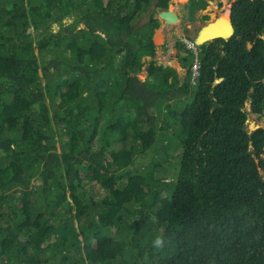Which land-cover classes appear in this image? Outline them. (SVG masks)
I'll use <instances>...</instances> for the list:
<instances>
[{
  "label": "trees",
  "instance_id": "16d2710c",
  "mask_svg": "<svg viewBox=\"0 0 264 264\" xmlns=\"http://www.w3.org/2000/svg\"><path fill=\"white\" fill-rule=\"evenodd\" d=\"M170 1L0 0V264H264V0L183 81Z\"/></svg>",
  "mask_w": 264,
  "mask_h": 264
},
{
  "label": "rangeland",
  "instance_id": "374dc122",
  "mask_svg": "<svg viewBox=\"0 0 264 264\" xmlns=\"http://www.w3.org/2000/svg\"><path fill=\"white\" fill-rule=\"evenodd\" d=\"M190 0H171V9H176L179 11L181 14H184V22L181 24L176 25L175 27H172L171 29L168 30V35L165 42V36L163 35V25L161 27L154 31V43L157 47V54L158 60H163L162 62H167V59L170 60L169 53L166 49V47L171 44L173 45L175 39H179L181 41H189L187 39L188 36L190 37H195L197 35L198 29L202 26L205 25L209 22L215 21L217 17L221 18L223 15L229 11L232 0H214L211 3H207V7L204 10H199L195 15H194V21H190L188 19V16L186 13V6L189 5ZM186 18V19H185ZM207 18V19H206ZM183 25V26H182ZM192 39V38H189ZM165 42V43H164ZM174 46V45H173ZM176 47V50L174 52V55L171 56L173 61L175 60V56L180 53V55H183L181 52V48ZM156 59V58H155ZM148 64L145 65L144 70L142 74L140 75L143 79H146V74H145V68ZM172 65V64H171ZM177 65H175V68ZM178 73V76L181 74V78L179 79L181 81L184 80L185 78V70L182 69L181 65L180 67L176 68ZM249 110V109H248ZM260 127L264 129V118H260L258 115H250L249 120H248V127ZM61 150V147L59 146V151Z\"/></svg>",
  "mask_w": 264,
  "mask_h": 264
},
{
  "label": "water",
  "instance_id": "95a60500",
  "mask_svg": "<svg viewBox=\"0 0 264 264\" xmlns=\"http://www.w3.org/2000/svg\"><path fill=\"white\" fill-rule=\"evenodd\" d=\"M207 2L211 3L210 0H206ZM158 16L165 22V24L169 26H175L176 24L180 23L181 19L179 14L174 9H163L159 12ZM221 17L215 19L214 22H209L207 25L203 26L197 34V37L194 39V44L196 46H202L204 44L210 43L215 40H230L235 35V27L231 17V8L228 17V27L229 32L221 33L220 29L223 28L220 26ZM227 30V27H226ZM255 128H251L250 130H254ZM258 129V128H257Z\"/></svg>",
  "mask_w": 264,
  "mask_h": 264
},
{
  "label": "clouds",
  "instance_id": "9594fccd",
  "mask_svg": "<svg viewBox=\"0 0 264 264\" xmlns=\"http://www.w3.org/2000/svg\"><path fill=\"white\" fill-rule=\"evenodd\" d=\"M191 1L192 0H190V3H189V5H187L186 6V10H187V12L188 13H186L187 14V16H188V19H189V10H188V7L190 6V4H191ZM195 1H199V0H195ZM206 1V0H205ZM211 2L212 1H214V0H210ZM236 0H232V3H231V6H230V8H231V13H232V5H233V3L235 2ZM206 3H209V2H207L206 1ZM170 4H171V1H170ZM171 5H169V7L167 8V9H171V7H170ZM207 7V6H206ZM205 7V8H206ZM164 8H155V18H157V20L159 21V26L158 27H156L155 29H154V31H156V30H158L160 27H161V25H163V35H164V32L166 31V29H171L172 27H175L176 25H178V24H181V23H183L184 22V14H181L179 11H177L176 9H174L175 11H177V13L179 14V17H180V19H181V21H180V23H178V24H176L175 26H167L166 24H165V22L158 16V14H159V12L161 11V10H163ZM166 9V10H167ZM199 10H204V9H199ZM199 10H197L196 12H195V14L199 11ZM229 12H230V9H229ZM194 14V15H195ZM221 17V16H220ZM231 17H232V14H231ZM218 18V17H217ZM216 18V19H217ZM186 19V18H185ZM195 19V18H194ZM191 21V20H190ZM192 21H194V20H192ZM209 22H210V20H209ZM208 22V23H209ZM207 23V24H208ZM207 24H205V25H207ZM205 25H202L199 29H198V32L200 31V29L203 27V26H205ZM183 26V25H182ZM198 32H197V34H198ZM197 37V35L195 36V37H190V36H188L187 37V39L189 40V41H181L185 46H186V48L187 49H190V50H192L194 53H198V47L199 46H196L195 44H194V39ZM189 38H192V39H189ZM167 35H165V41L167 42ZM153 40H154V37H153ZM178 41H180L179 39H175L174 40V47L176 48L177 47V42ZM165 43V42H164ZM155 44V43H154ZM156 46V45H155ZM169 46V45H168ZM168 46L166 47V49L168 48ZM178 48V47H177ZM179 50V49H178ZM171 51V50H170ZM181 52H184L183 50H182V48H181ZM156 53H157V47H156ZM179 54V53H178ZM182 54H184V53H182ZM157 56V55H156ZM177 56V55H176ZM176 56L174 57L175 58V60L177 61V62H179V64H180V61L178 60V59H176ZM156 58V57H155ZM155 58H153V59H155ZM173 58L171 57V64H169V63H167L168 65H164V66H170V67H173L175 70H176V68L177 67H180V66H178V64H177V62L174 60H172ZM152 59L151 58H147V61H151ZM157 62V61H156ZM196 62H198V64H199V61H198V59H196L195 60V62H194V65H193V68H192V71H193V79H196L198 76H199V74L198 75H195V73H194V66H195V64H196ZM158 63V62H157ZM148 64V63H147ZM177 65V67L175 68V65ZM159 65H163L162 63L161 64H159ZM181 65V64H180ZM200 65V64H199ZM148 66V65H147ZM147 66H146V68H147ZM182 67V66H181ZM146 68H145V74H146V79H143L140 75L142 74H140L139 75V77L142 79V81H146L147 80V78H148V73H147V71H146ZM183 69V68H182ZM144 70V69H143ZM176 72H177V70H176ZM178 75V74H177ZM179 77V76H178ZM252 127H249V130L251 129ZM257 128H260V127H256L255 129H257ZM254 129V130H255ZM151 246H152V248H154V249H157V250H159V249H161L162 247H163V238L161 237V236H159V235H156V236H154L152 239H151Z\"/></svg>",
  "mask_w": 264,
  "mask_h": 264
},
{
  "label": "crops",
  "instance_id": "0c3cea01",
  "mask_svg": "<svg viewBox=\"0 0 264 264\" xmlns=\"http://www.w3.org/2000/svg\"><path fill=\"white\" fill-rule=\"evenodd\" d=\"M169 33H168V29H166V31L164 32V36L165 35H168ZM168 38V37H167ZM169 39V38H168ZM166 42V41H165ZM173 45H174V43H173ZM173 45H171V44H169V46H168V48H167V51H168V53H169V56H170V60L169 59H167V63H169V64H171L170 62H171V56H173L174 55V52H175V50H176V48L173 46ZM171 50V51H170ZM158 52V51H157ZM158 55L159 54H157V56H156V59H154L155 61H157L158 62V64H163V65H168L166 62H162L163 60H158L157 59V57H158ZM176 61V60H175ZM177 62V61H176ZM177 64H178V66H180V64H179V62H177ZM175 65V64H174ZM177 70V69H176ZM179 72L177 71V74H178ZM179 77L181 78V74L179 75Z\"/></svg>",
  "mask_w": 264,
  "mask_h": 264
},
{
  "label": "bare ground",
  "instance_id": "6f19581e",
  "mask_svg": "<svg viewBox=\"0 0 264 264\" xmlns=\"http://www.w3.org/2000/svg\"><path fill=\"white\" fill-rule=\"evenodd\" d=\"M228 17H229V13L228 12H226L224 15H223V17H222V19H221V21H220V26L223 28V30H221L220 29V32L221 33H224V32H229V27H228V24H227V22H228ZM214 22V21H213ZM226 27H227V30H226ZM167 63V62H166Z\"/></svg>",
  "mask_w": 264,
  "mask_h": 264
},
{
  "label": "built area",
  "instance_id": "2783aa9c",
  "mask_svg": "<svg viewBox=\"0 0 264 264\" xmlns=\"http://www.w3.org/2000/svg\"><path fill=\"white\" fill-rule=\"evenodd\" d=\"M199 69H200V65L198 64V62H196L195 66H194V73L195 75L199 74Z\"/></svg>",
  "mask_w": 264,
  "mask_h": 264
},
{
  "label": "flooded vegetation",
  "instance_id": "af4514ba",
  "mask_svg": "<svg viewBox=\"0 0 264 264\" xmlns=\"http://www.w3.org/2000/svg\"><path fill=\"white\" fill-rule=\"evenodd\" d=\"M229 13V11H227Z\"/></svg>",
  "mask_w": 264,
  "mask_h": 264
}]
</instances>
